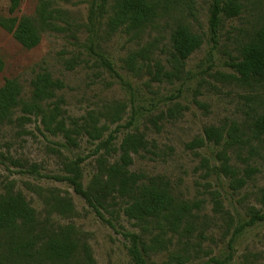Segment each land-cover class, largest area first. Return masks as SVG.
Here are the masks:
<instances>
[{
    "label": "rangeland",
    "instance_id": "374dc122",
    "mask_svg": "<svg viewBox=\"0 0 264 264\" xmlns=\"http://www.w3.org/2000/svg\"><path fill=\"white\" fill-rule=\"evenodd\" d=\"M153 1L158 10L151 24L112 31L116 0H19L14 13L12 0H0V20L37 18L44 10L55 27L31 50L0 27V88L15 79L23 100L33 104L31 82L39 75L64 85L39 103L43 113L19 107L13 123L0 128V191H21L41 219L50 211L55 226H74L96 264H133L127 235L143 234V225L125 216L123 202L108 200L98 212L64 177L66 165L78 162L87 189L100 157L119 158L107 155L102 143L112 140L118 149L126 135L143 134L149 146L134 156L131 170L164 178L178 203L193 206L192 217L175 231L149 227L146 241L159 236L163 246L147 263L176 264L171 255L194 245L201 252L187 264H213L211 258L264 264V221L235 234L253 210L264 213V136L254 128L264 114V82L244 83L233 67L264 24V0H238L240 15H222L215 37L213 0ZM183 25L203 43L180 63L171 37ZM55 105L59 114L52 119ZM211 127L221 130L219 143L208 139ZM224 158L231 173L221 169ZM59 199L73 212L62 213Z\"/></svg>",
    "mask_w": 264,
    "mask_h": 264
},
{
    "label": "trees",
    "instance_id": "16d2710c",
    "mask_svg": "<svg viewBox=\"0 0 264 264\" xmlns=\"http://www.w3.org/2000/svg\"><path fill=\"white\" fill-rule=\"evenodd\" d=\"M18 7L19 0H12L11 13ZM157 8L158 4L153 0H116L112 7L109 27L112 31L119 28H125L127 31L140 30L155 20ZM241 11L242 5L238 0H229L226 3L213 0L209 21L213 36L217 35L222 15L233 18L239 16ZM0 27L28 50L40 44L44 31L55 28L44 10L37 18L24 17L20 21L0 20ZM171 42L174 57L178 62L184 63L200 49L203 40L188 26L183 25L172 33ZM233 67L239 75V80L244 83L264 82V24L245 44L240 60L234 63ZM3 68V61L0 59V72ZM31 87L33 104L23 100V88L17 80H5L0 88V128L13 123L19 107L24 114L43 113L39 103L54 99L56 92L62 90L64 85L45 73L33 80ZM58 114L59 107L55 105L51 118ZM254 128L259 137L264 136V114L255 121ZM92 131L100 132L96 128ZM66 133L69 142L76 145L68 132ZM89 134L92 133L89 131ZM206 134L209 140H215L216 143H219L222 137L221 130L214 127L209 128ZM148 146L145 136L139 133L126 135L118 149L112 146V140L102 143L101 149L106 150L107 155L119 154V158L111 163L105 157H100L99 172L87 189L81 181L79 163H70L65 167L70 175L64 177V180L98 212L99 209H105L108 200L123 202L125 216L136 224L143 225V234L127 235L130 242L127 247L128 254L133 264H148L147 259L163 246L159 236L151 239L150 243L146 241L150 226L154 225L162 230L164 225H167L175 231L181 223L192 217L193 211L191 204L176 201L170 183L164 178L150 177L131 170L134 156L139 155L141 151H147ZM221 169L228 173L232 171L225 158ZM57 202L62 208V213L73 212L71 203H63L61 199ZM195 208L198 209L199 206L195 205ZM50 214V211H47V218L41 219L21 191L10 187L4 192L0 191V264H96L89 245L81 242L76 236L75 227L55 226L50 222ZM263 221L264 213L253 210L249 222L238 228L235 234ZM186 225L187 228L190 227L189 222H186ZM184 250L182 254L171 255L170 262L187 264L201 252V248L194 245H189ZM209 262L223 264L215 258L209 259Z\"/></svg>",
    "mask_w": 264,
    "mask_h": 264
}]
</instances>
